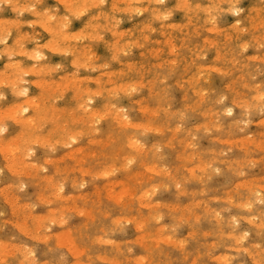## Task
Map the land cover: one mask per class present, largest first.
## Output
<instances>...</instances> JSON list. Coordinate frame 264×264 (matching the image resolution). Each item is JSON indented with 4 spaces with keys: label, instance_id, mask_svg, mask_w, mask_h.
<instances>
[{
    "label": "rangeland",
    "instance_id": "rangeland-1",
    "mask_svg": "<svg viewBox=\"0 0 264 264\" xmlns=\"http://www.w3.org/2000/svg\"><path fill=\"white\" fill-rule=\"evenodd\" d=\"M94 1L0 0V264H264V0Z\"/></svg>",
    "mask_w": 264,
    "mask_h": 264
},
{
    "label": "bare ground",
    "instance_id": "bare-ground-1",
    "mask_svg": "<svg viewBox=\"0 0 264 264\" xmlns=\"http://www.w3.org/2000/svg\"><path fill=\"white\" fill-rule=\"evenodd\" d=\"M88 1H89V0H88ZM92 1H93V0H92ZM96 1H97V0H96ZM96 1H94V2H96ZM112 1H113V0H112ZM117 1H118V0H117ZM140 1H142V0H140ZM147 1H148V0H147ZM179 1H180V0H178V2H179ZM181 1H182V0H181ZM183 1H184V0H183ZM183 1H182V2H183ZM73 2H74V1H73ZM75 2H76V0H75ZM83 2H84V1H83ZM124 2H125V1H124ZM128 2L130 3V1H128ZM128 2L126 3V5H128ZM133 2H134V0H133ZM136 2H137V1H136ZM184 2H185V1H184ZM186 2H187V1H186ZM80 3H81V2H80ZM86 3H87V5H88V2H86ZM111 3H113V2H111ZM120 3L123 4V2H121V1L119 2V4H120ZM71 4H73V3H71ZM71 4H70V5H71ZM81 4H83V3H81ZM84 4H85V3H84ZM84 4H83V5H84ZM94 4H95V3H94ZM119 4H118V5H119ZM130 4H132V2H131ZM142 4H143V2H142ZM149 4H150V3H149ZM153 4H155V3H153ZM153 4H151V5H153ZM182 4H183V3H182ZM184 4H185V3H184ZM230 4H232V3H230ZM233 4H234V3H233ZM70 5H69V7H72V8H73V6H70ZM91 5H92V4H91ZM112 5H113V4H111V6H110L111 8H112ZM133 5H134V4H132V6H133ZM135 5H136V4H135ZM187 5H188V4H187ZM187 5H186V6H187ZM67 6H68V5H67ZM75 6H76V8H77V6H78V2H77V4L75 3ZM75 6H74V8H73L74 11H75V9H76ZM85 6H86V4H85ZM89 6H90V5H89ZM115 6H117V5H115ZM149 6H150V5H149ZM230 6H231V5H230ZM236 6H237V5H236ZM117 7H118V6H117ZM133 7H136V6H133ZM187 7H188V6H187ZM194 7L196 8V7H198V5H196V6L193 5V8H194ZM138 8H139V7H138ZM195 8H194V9H195ZM200 8H201V7H200ZM232 8H233L234 11L236 10V9H234V5H233ZM73 9H72V10H73ZM127 9H128V8H127ZM130 9H131V8H130ZM201 9H202V8H201ZM209 9H210V8H209ZM228 9H229V8H228ZM76 10H77V9H76ZM136 10H137V8H135V11H136ZM138 10H141V9H138ZM147 10H148V9H147ZM153 10H154V11H153L154 13H153L152 15H155V17H156L155 9L153 8ZM188 10H190V9H188ZM188 10H187V11H188ZM196 10H198V8H196ZM206 10H207V9H206ZM206 10H205V8H203V11H204V12H205ZM233 10H232V13H233ZM70 11H71V10H70ZM149 11H150V9H149ZM151 11H152V10H151ZM236 11H237V10H236ZM145 12H147V11L145 10ZM195 12H196V11H195ZM226 12H227V11H226ZM237 12H238V11H237ZM97 13H98V12H97ZM205 14H207V13L205 12ZM234 14H235V13H234ZM157 15H158V14H157ZM208 15H209V14H208ZM224 15H225V14H224ZM155 17H154V18H155ZM156 18H157V17H156ZM262 20H263V19H262ZM259 21H260V24H259V25H261V24H262V23H261L262 21H261V20H259ZM263 21H264V20H263ZM257 23H258V22H257ZM259 25H257L258 28H260ZM58 26H59V24H58ZM61 26H64L63 23L60 24V27H61ZM257 26H256V27H257ZM61 28H62V27H61ZM169 32H170V31H169ZM61 33H63V32H61ZM58 34H59V33H57V35H58ZM70 34H71V33H70ZM113 34H114V33H113ZM59 35H61V34H59ZM114 35H115V34H114ZM168 35H169V34H168ZM112 36H113V35H112ZM115 36H116V35H115ZM74 37H75V36H73V38H74ZM168 37H169V36H168ZM117 39L120 40V38H116V41H113L114 44L118 41ZM147 39H148V38H147ZM143 40L146 41V39H143ZM164 40H166V39H164ZM158 41H159V40H158ZM158 41H156L155 43H157ZM168 41H169V43H170V40H168ZM174 42H175V41H174ZM164 43H166V41H165ZM132 44H133V43H132ZM134 44H135V43H134ZM171 44H172V43H170V45H171ZM135 45H136V44H135ZM156 45H157V44H156ZM112 46H113V44H112ZM137 46H138V45H137ZM140 46H141V45H140ZM121 47H122V46H121ZM172 47H173V46H171V48H172ZM112 48H113V47H112ZM162 51H163V50H162ZM116 52H117V51H116ZM155 52H156V51H155ZM155 52H154V53H155ZM154 55H155V54H154ZM42 66H43V65H41L40 67H42ZM44 66H45V65H44ZM131 66H132V65H131ZM46 67H47V66H46ZM46 67H44V68L48 70L49 68H46ZM129 67H130V66H129ZM44 68H40V70L42 71V69H44ZM45 69H44V70H45ZM126 73H127V72H126ZM229 73H230V72H229ZM243 84H244V82H243ZM66 85H67V84H66ZM66 85H64V88L67 87ZM244 85H245V84H244ZM65 86H66V87H65ZM122 86H123V85H122ZM61 87H62V85H61ZM71 87H72V86H71ZM59 88H60V86H59ZM122 88H126V87H122ZM122 88H121V89H122ZM73 89H74V88H73ZM119 89H120V88H119ZM63 90H64V89H63ZM66 90H67V89H66ZM71 90H72V88H71ZM123 90H124V89H123ZM76 91H77V90L75 89V93L73 92V93L75 94L74 97H76V94H77ZM121 91H122V90H120V92H121ZM196 93H197V92H196ZM62 94H63V92H62ZM79 97H80V96H78V99H79ZM76 99H77V97H76ZM80 99H81V98H80ZM44 111H46V110H44ZM51 111H52V110H51ZM56 114H57V113H56ZM52 118H54V117H52ZM55 118H56V117H55ZM55 118H54V119H55ZM56 119H57V118H56ZM22 120H28V119H22ZM28 121H30V120H28ZM28 121H27V122H28ZM53 121H54V120H53ZM27 122L25 121L24 123L26 124ZM30 122H32V121H30ZM55 122H56V121H55ZM21 123H22V122H21ZM24 123H23V125H24ZM36 123H38V122L36 121ZM145 123H146V122H145ZM31 124H32V125L34 124V125H33L34 127H35V126L38 127L37 124L35 125V123L32 122V123H30V126H29V127H31V128H33ZM39 124H40V123H38V125H39ZM26 125H28V124H26ZM26 125H25V126H26ZM25 126H24V127H25ZM149 126L151 127V125H149ZM21 127H22V126H21ZM26 127H27V126H26ZM29 127H27L28 130L30 129ZM27 128H26V129H27ZM152 128H156V127L154 126V127H152ZM36 129H37V128H36ZM36 129L33 128V130H31V129H30V130H31L32 132H35ZM34 130H35V131H34ZM60 131H62V129H60ZM32 132H30L29 134H32ZM24 133H25V132H24ZM24 133H23V134H24ZM27 133H28V132H27ZM27 133H26V134H27ZM21 134H22V133H21ZM29 134H28V135H29ZM34 135H35V134H34ZM29 136H30V135H29ZM29 136H27V139H28ZM19 137H20V136H19ZM21 137H22V136H21ZM21 137H20V138H21ZM32 138H34V137H31V138L29 137V140H31ZM18 139H19V138H18ZM27 139H26V140H27ZM21 140H22L23 142H20V143L23 144L25 139L23 140V138H21L20 141H21ZM29 140H27V141H29ZM128 143L132 144V142H130V141H129ZM85 153L88 154V152H85ZM91 153H92V152H91ZM91 153L89 152L90 155H87V157H88V156L90 157V156H91ZM80 154H81V153H80ZM93 154H94V153H93ZM81 155H82V154H81ZM81 155H79V156H81ZM83 157H85V156H81V158H83ZM91 157H92V156H91ZM115 157H116V156H115ZM115 157H113V158H115ZM110 158H111V157H110ZM83 159H84V158H83ZM81 160H82V159H81ZM112 163H113V162H112ZM73 165H74V164H73ZM110 166H113V165H110ZM106 168H107V167H106ZM104 169H105V168H104ZM109 169H110V168H109ZM74 170H75V169H74ZM85 170H86V169H85ZM107 170H108V169H107ZM102 171H103V170H102ZM86 172H87V174H88V171H87V170H86ZM122 190H123V187L121 188V190H120L119 192H121ZM124 192H125V189H124L121 193H122V194H125L126 192H125V193H124ZM122 194H121V195H122ZM50 214H51V213H50ZM156 233H157V232H156ZM142 240H143V239H142ZM167 242H168V241H167ZM167 242H165V243H167Z\"/></svg>",
    "mask_w": 264,
    "mask_h": 264
},
{
    "label": "snow or ice",
    "instance_id": "snow-or-ice-1",
    "mask_svg": "<svg viewBox=\"0 0 264 264\" xmlns=\"http://www.w3.org/2000/svg\"><path fill=\"white\" fill-rule=\"evenodd\" d=\"M160 2L163 3V0H160ZM101 3H103V0H101ZM237 11H239V9H237ZM165 18H166V17H165ZM65 19H67V18H65ZM133 91H135V89H133ZM21 94H23V93H21ZM260 99H261V101H264V94H262V95L260 96ZM25 110H26V109H25ZM228 111H229V114H231V109H229ZM0 131H4V129H0ZM128 163H129V164H132V161L129 160ZM177 187H179V186H177ZM261 203H264V201H261ZM249 207H250V205H249ZM247 235H248V233L245 232V233L243 234V237H241V239H243L244 237H247Z\"/></svg>",
    "mask_w": 264,
    "mask_h": 264
}]
</instances>
